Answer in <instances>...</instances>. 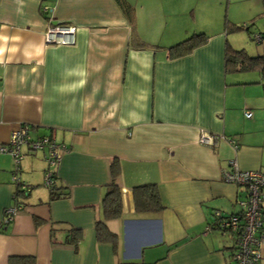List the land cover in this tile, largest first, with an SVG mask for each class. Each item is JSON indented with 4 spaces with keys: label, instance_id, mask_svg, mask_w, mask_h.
<instances>
[{
    "label": "crops",
    "instance_id": "obj_1",
    "mask_svg": "<svg viewBox=\"0 0 264 264\" xmlns=\"http://www.w3.org/2000/svg\"><path fill=\"white\" fill-rule=\"evenodd\" d=\"M128 1L134 42L115 0H0V143L26 124L32 138L67 147L54 168L55 199L44 185L46 150L21 147L26 193L0 228V264L12 255L37 264H230L232 242L211 222L214 212H236L244 195L222 178L228 160L264 170V77L258 67L225 69L229 20L200 16L199 0ZM187 22L214 27L203 44L171 57L169 46L191 33ZM56 24L75 27L72 43L47 42ZM247 84L255 101L239 103L234 86ZM204 132L216 137L209 146L199 141ZM113 159L122 211L105 223L116 250L94 230ZM13 168L11 155L0 154V218L13 204ZM145 183L156 184L158 213L135 208L133 187ZM259 250L264 264V240Z\"/></svg>",
    "mask_w": 264,
    "mask_h": 264
},
{
    "label": "built area",
    "instance_id": "obj_2",
    "mask_svg": "<svg viewBox=\"0 0 264 264\" xmlns=\"http://www.w3.org/2000/svg\"><path fill=\"white\" fill-rule=\"evenodd\" d=\"M75 27L71 25L56 24L46 32L48 43H72L74 40ZM258 35H256V38ZM245 116L249 117L251 112L245 111ZM201 143L212 144L216 137L209 133H202L199 137ZM233 144V141L231 142ZM28 145L30 149H45V159L47 168L44 171V185H53L54 167L61 158L67 147L55 141L54 138L44 135L32 138L29 133V127L26 124H20L14 128L6 142L0 143V154L9 153L13 161L12 180L20 183V186L26 189V185L19 182L18 170L20 160L23 156L22 145ZM235 146V144H233ZM230 168L223 170L222 178L226 182L244 187V195L237 199V211L228 215H222L214 212L211 226L215 225L222 234L228 237L232 242V254L230 264H257L260 259L259 246L264 237L260 232L264 226V170L260 169H241L235 160H228ZM19 205L11 204L7 206L0 218V228L8 224L18 211Z\"/></svg>",
    "mask_w": 264,
    "mask_h": 264
},
{
    "label": "trees",
    "instance_id": "obj_3",
    "mask_svg": "<svg viewBox=\"0 0 264 264\" xmlns=\"http://www.w3.org/2000/svg\"><path fill=\"white\" fill-rule=\"evenodd\" d=\"M123 14L126 16L128 22L131 25V41L134 42L136 40L134 34V18H135V9L132 3L128 0H115ZM261 2H264L262 0ZM249 24L247 23H232L230 22L225 23V30L226 32L236 31L245 29L248 33L251 31L249 30ZM207 35L203 32H195L187 37L177 41L176 43L172 44L168 48V54L171 57L182 56L193 50V48L201 45L206 41ZM258 41L260 42L261 39H264V32H259ZM138 46L146 47L148 46L147 43H143V41H137ZM244 48L235 49L232 48L229 43H226L225 48V69L229 70L231 68H240V69H251L254 67H258L262 77H264V54H256V55H248L246 51L243 50ZM120 171L119 163L116 159H113L109 164V173H110V180L106 184V190L101 199L102 211L103 216L101 219H98L94 223V230L97 240L102 242H110L114 249L117 248V235L108 229L105 221L107 219L115 218L120 215L122 211V195L119 185L116 183L115 178L118 176ZM55 178L53 176V185L48 186L50 198L55 199L60 197V192H57V189L60 187L55 185ZM19 182H21L19 180ZM15 183V182H14ZM16 188L12 194L13 204L19 205L22 202V197L26 193V189L20 186V183H15ZM133 198L135 208L139 212H147V213H158V211L163 210L164 205L161 202L158 190L156 188L155 183H145L139 184L133 187ZM38 222L39 220L36 219ZM213 228H216L215 225H212ZM79 237V231L77 229H71L68 235L67 241L72 243L73 245L76 244V241ZM232 247V246H231ZM232 252V251H231ZM232 254V253H231ZM231 262V261H230ZM229 262V263H230ZM8 264H37L35 261L34 256L32 255H12L9 256ZM258 264V263H257Z\"/></svg>",
    "mask_w": 264,
    "mask_h": 264
},
{
    "label": "rangeland",
    "instance_id": "obj_4",
    "mask_svg": "<svg viewBox=\"0 0 264 264\" xmlns=\"http://www.w3.org/2000/svg\"><path fill=\"white\" fill-rule=\"evenodd\" d=\"M199 2L200 3L198 4L200 10H198L197 12L198 14H200V16L211 12L212 15L216 13L215 16L221 18V21H218L221 22V24H223V22L226 21V19L229 20L230 25L232 23L249 24L248 26H249V30L251 31L250 33H248L245 29L227 32L228 43L230 46H232V48L235 49L244 48L243 50L246 51L248 55L261 54L262 51H264V39H261V41L259 42L258 39L256 38V35H258L259 32H264V6H262L261 2H256L254 0H201V1L199 0ZM203 10L206 13L204 12L201 13ZM168 13L172 14L174 12L168 11ZM174 18L175 17H173V19ZM197 25L198 24L196 23L191 24V22H187V25H185L184 28L186 31L183 32L186 34H188L187 32H191L190 34L195 32L197 33L206 32L207 30H212L214 27L213 25L210 24L207 27L209 29H205L206 27L205 28L198 27ZM219 26L220 25H218V27ZM244 87H241L240 85L234 86L233 96L239 103H253L255 101L254 91L250 90L251 86H248V84ZM261 92H262V95L260 97L261 103H264V98H262L264 97V89H262V86H261ZM21 147L23 148V145ZM55 166L52 167L54 175H55V171H54Z\"/></svg>",
    "mask_w": 264,
    "mask_h": 264
}]
</instances>
